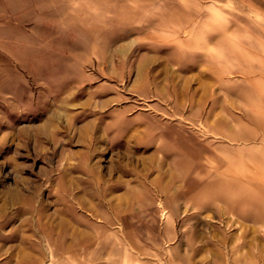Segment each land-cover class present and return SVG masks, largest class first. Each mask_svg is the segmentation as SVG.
Masks as SVG:
<instances>
[{"label":"rangeland","instance_id":"374dc122","mask_svg":"<svg viewBox=\"0 0 264 264\" xmlns=\"http://www.w3.org/2000/svg\"><path fill=\"white\" fill-rule=\"evenodd\" d=\"M264 264V0H0V264Z\"/></svg>","mask_w":264,"mask_h":264},{"label":"crops","instance_id":"0c3cea01","mask_svg":"<svg viewBox=\"0 0 264 264\" xmlns=\"http://www.w3.org/2000/svg\"><path fill=\"white\" fill-rule=\"evenodd\" d=\"M49 264H74V263L70 262L65 258H57L53 262H50Z\"/></svg>","mask_w":264,"mask_h":264}]
</instances>
